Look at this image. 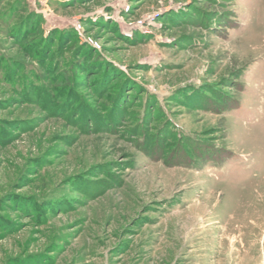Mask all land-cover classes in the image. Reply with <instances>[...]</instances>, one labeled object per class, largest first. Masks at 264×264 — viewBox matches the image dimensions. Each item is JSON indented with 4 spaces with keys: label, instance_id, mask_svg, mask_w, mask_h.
<instances>
[{
    "label": "rangeland",
    "instance_id": "obj_1",
    "mask_svg": "<svg viewBox=\"0 0 264 264\" xmlns=\"http://www.w3.org/2000/svg\"><path fill=\"white\" fill-rule=\"evenodd\" d=\"M263 176L264 0H0V264H264Z\"/></svg>",
    "mask_w": 264,
    "mask_h": 264
},
{
    "label": "bare ground",
    "instance_id": "obj_2",
    "mask_svg": "<svg viewBox=\"0 0 264 264\" xmlns=\"http://www.w3.org/2000/svg\"><path fill=\"white\" fill-rule=\"evenodd\" d=\"M256 170V169H255ZM258 173V172H257ZM251 174H252V172H251ZM262 174V173H261ZM257 176H259L258 174H256ZM264 177V176H263ZM260 179V178H259ZM260 185V184H259ZM256 186H258V185H256ZM215 188V187H214ZM260 188H262V185L260 186ZM256 190V189H255ZM257 194V193H256ZM260 195V194H259ZM213 197V196H212ZM215 198V197H214ZM213 198V199H214ZM261 199V198H260ZM258 200V199H257Z\"/></svg>",
    "mask_w": 264,
    "mask_h": 264
}]
</instances>
